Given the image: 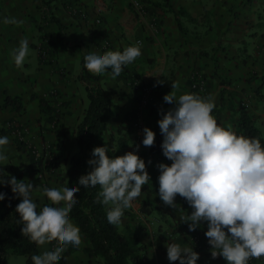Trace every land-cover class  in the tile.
I'll return each instance as SVG.
<instances>
[{
    "label": "crops",
    "instance_id": "0c3cea01",
    "mask_svg": "<svg viewBox=\"0 0 264 264\" xmlns=\"http://www.w3.org/2000/svg\"><path fill=\"white\" fill-rule=\"evenodd\" d=\"M40 1L50 2L55 17L65 26L67 40L71 43L83 42L89 54L102 55L109 50L123 51L128 46L139 45L141 55L131 64L123 66L119 76L113 79L110 69L100 75L112 101L108 131L117 134L120 125H131L132 121L127 115L136 111L141 113L146 127L154 131L155 141H163L158 121L162 118L161 109L167 112L174 107L163 99L165 94L172 91L174 83L178 85V89H173L177 96L183 93L201 97L212 95L215 108L219 109L212 115L221 126L233 130L227 107L220 105L222 92H231L233 101L241 107L240 113L251 116L264 137V0H139L146 9L144 16L135 11L133 2L136 0ZM72 4L86 9V18L73 14L69 10ZM6 17H15L23 23L5 24L3 21ZM97 17L101 18V23L95 22ZM41 25L51 35V48L56 50L53 62L49 64L40 61V46L48 43L42 37ZM58 32L59 24L46 22L44 9L38 7L35 0H0V127L7 131L4 127L6 121L17 114L18 119L29 122L33 131L43 132L42 138L53 144L58 142L60 124L65 123L74 129L88 104L86 83L81 78V50L74 47L68 51L60 46ZM23 38L29 41V54L23 66L17 68L12 51ZM197 69L207 77L206 94H199L191 88V76ZM129 75L135 76L142 84L153 86L155 98L150 105L140 104ZM51 91H55L56 95H51ZM8 96L19 97L22 109L17 111L12 105H7ZM42 98L49 100L59 114L56 126L52 124L53 129H48L49 115L41 110ZM5 136L9 143L5 145L7 151L3 153L22 155L28 161L24 179L35 187L38 176L31 169L27 154L18 150L9 131L0 134V137ZM129 140L124 153L135 151L134 134ZM77 150L76 141L70 139L59 152V161L66 164V169L69 157ZM149 161L146 168L150 176L147 183L149 189L141 191L134 200L135 204L132 202L133 206L125 209V214L136 211L138 216H145L142 239L149 243L151 264H180L179 260L170 261L167 257L166 245L174 240L181 247H191L199 253L197 264H227L222 256L213 259L210 248L196 250L189 228L172 237L165 235L164 232L172 234L171 224L180 223V215L187 212L184 199L179 195L175 202L178 208H182L181 211L166 206L158 195L160 172L157 164L170 165L172 161L163 153L156 154ZM52 183L55 187L56 179H52ZM64 186H67L66 181ZM37 193L34 201L37 209L40 210L45 204L50 205L46 196ZM147 201L152 202L154 208L151 215L140 213L143 203ZM59 206H63V203ZM189 210L192 211L191 207ZM80 236V246L85 245V236L81 231ZM39 247L40 254L50 251V242ZM80 255L84 260H93L83 250ZM68 259L71 264L70 255ZM258 264H264V257L258 259Z\"/></svg>",
    "mask_w": 264,
    "mask_h": 264
},
{
    "label": "clouds",
    "instance_id": "9594fccd",
    "mask_svg": "<svg viewBox=\"0 0 264 264\" xmlns=\"http://www.w3.org/2000/svg\"><path fill=\"white\" fill-rule=\"evenodd\" d=\"M5 24H19L15 17L4 18ZM29 54V41L23 38L12 51L17 68H21ZM141 55L139 45L128 46L123 51H106L84 57L85 68L94 75L111 70L113 79L119 76L123 66L131 64ZM162 83V81H158ZM178 85L172 83V91L163 99L174 107L164 112L158 121L163 141V155L172 163H158V195L166 206L177 211L175 202L179 195L192 211L181 214L180 223H187L195 231L207 223L205 236L210 244L213 259L222 256L227 264H248L250 259L264 257V146L256 137L237 135L231 127L221 126L212 115L216 107L214 97H201L183 93L177 96ZM142 144L151 147L155 133L143 129ZM9 143L0 137V147ZM139 148V145H136ZM7 157L0 153V160ZM150 163V161H149ZM91 165L78 184L85 189L100 186L97 202L109 206L106 216L112 225L122 222L125 209L141 194L142 187L150 181L145 161L135 151L111 158L104 146L92 151ZM11 185V191L22 197L16 206L21 223V233L43 246L56 241L52 251H44L31 257L33 264H57L68 245L80 247V229L69 219V213L77 204L76 193L80 187L48 188L41 194L51 202L40 210L32 200V183L11 176L0 181ZM5 194L0 192V201ZM63 203V206H59ZM167 257L180 264H197L199 253L191 247L168 243Z\"/></svg>",
    "mask_w": 264,
    "mask_h": 264
},
{
    "label": "trees",
    "instance_id": "16d2710c",
    "mask_svg": "<svg viewBox=\"0 0 264 264\" xmlns=\"http://www.w3.org/2000/svg\"><path fill=\"white\" fill-rule=\"evenodd\" d=\"M38 7L44 9L46 22H57L59 24L58 43L66 50L70 51L74 47H79L82 54V80L86 83L89 104L85 108L83 115L76 127L72 129L65 123L60 124V134L57 137V144L52 145L58 152L64 149L65 143L74 139L78 145V150L73 153L68 159V166L66 169V175L64 179L68 187H80V191L76 193L77 204L73 206L69 213V218L73 220L79 227L80 231L85 236L86 245L83 248V252L86 253L93 260H99L102 264H151V260L148 257L149 243L142 239L143 223L138 222L135 225L127 224L126 230L122 231L118 225H112L107 221V210L109 206H105L100 202H97V194L101 190L100 186L89 187L85 189L82 185L78 184L79 177L86 175L91 165L88 161L92 159V151L97 146H104L107 154L114 158L115 156L123 155V150L129 144V137L134 134L135 143V127L138 113L136 111L129 112L127 118L132 121L131 125L122 124L118 127L116 136L111 135L108 137V124L109 113L112 105L111 98L106 93L103 83L101 82L100 75H94L89 72L84 66V57L89 54L85 51V44L83 42L71 43L65 36V26L54 15L50 2H41L35 0ZM40 30L43 31L42 37L48 43H44L40 46L39 56L41 63L49 64L53 62V55L56 50L51 48L52 40L51 35L46 32L45 26L41 25ZM43 51L46 53L44 54ZM198 70V69H197ZM196 71V70H195ZM125 76V75H124ZM132 79L131 86L136 87L134 84L135 76H128ZM191 80V86H192ZM137 88H135L136 90ZM195 91L194 89H192ZM208 92V86L205 92H198L199 94H206ZM136 96L139 99L138 91L136 90ZM6 104L12 105L14 110L19 111L22 109L23 104L19 97L8 96L6 98ZM220 105L227 107L229 115L231 117V124L233 131L237 135H244L247 137H256L261 140L262 146H264V137L256 125L254 119L248 114H241V107L235 104L233 101L232 93L223 91L220 98ZM41 110L49 115V121L59 119V114L56 108H54L50 101L42 98L40 99ZM219 112L218 108L213 109V113ZM7 131L0 127V134ZM18 150L25 151L30 162V167L41 177L45 174L46 170H49L51 166L44 164V160L38 158L34 149L28 150L26 142L20 139H15ZM162 141H155L151 147H146L143 155L148 159H152L156 154L163 153L161 148ZM57 156L54 159V166L59 167L57 163ZM11 176H15L17 180H22L21 177L14 174L10 167H6L0 164V181L8 180ZM148 185L142 187L143 190H148ZM0 192L5 194V199L0 201V264H9L8 255L18 254L26 257L25 264H33L31 257L33 255H40V247L31 242L26 236L21 233L23 225L18 223L20 216L16 212V206L22 200V197L14 194L11 191V185L8 183H0ZM189 205L184 199V208L190 213ZM152 202H144L140 213L144 215H151L153 213ZM131 223L135 222V216H131ZM138 221V220H137ZM173 223V222H171ZM173 227L172 234L169 235L166 232L167 237L177 235L178 232L186 230L188 228L187 223L171 224ZM200 230H207V223L204 222L200 227H197L195 231H192L191 241L196 250L202 249V245L208 242L206 236H204L201 242L195 243L192 240V236L198 234ZM181 240H178L179 242ZM55 241L50 242V249ZM172 243H176L175 240ZM74 251V247L67 248L62 254L61 259L57 264H70L69 255ZM164 264V263H162ZM250 264H258V259H252Z\"/></svg>",
    "mask_w": 264,
    "mask_h": 264
},
{
    "label": "rangeland",
    "instance_id": "374dc122",
    "mask_svg": "<svg viewBox=\"0 0 264 264\" xmlns=\"http://www.w3.org/2000/svg\"><path fill=\"white\" fill-rule=\"evenodd\" d=\"M51 95H56L55 91H51L50 92ZM88 104H89V99H88ZM87 104V106H88ZM17 114H15L14 116H12L11 118H9V120H7L6 124L4 125V127L7 129V131H9L12 135V137L14 139H18V137H16L13 133V128L9 127V124L12 123H17L19 124V126L25 127L28 130L27 135L25 136V140L24 142H26V147L28 150L34 149L36 151V154L38 155V158H42L44 160V164H46L47 166H51V168L49 170L45 171L44 175H41V177L38 176V178L36 179L37 185L34 187L35 190H32L31 196H32V200L33 202L35 201V198L38 196L40 192L41 194V190L44 187H48V188H61L64 187V176L66 175V164L64 165V163H60V157L57 158V163L59 164V167H55L54 166V159L59 156V152L55 147H52V145H54L53 143L49 142L48 140H46L45 138H42V133L39 130H35L33 131V129L31 128V124L25 120H20L17 117ZM55 122H50V127L51 129H53L52 124H57L56 120H54ZM39 127V125H38ZM3 128V127H2ZM108 137H110L111 135H115L116 134L109 130L106 134ZM19 140V139H18ZM57 144V143H56ZM146 149V147L143 149L142 154L140 156V158H142L145 161L146 164V168L148 166V162L149 160L143 155L144 150ZM7 151V149L5 148V146H3L2 148H0V153H2L3 155H5L7 157V159L2 160V165L6 166V167H10L11 171L13 173H15L16 175H18L19 177L22 178V180H24V182L26 183L27 181H25V175H24V171L26 170V168L28 167L26 161L24 160V158L22 157V155L19 157L17 155H15V153H11L10 151V155H6L3 152ZM22 151V150H21ZM23 153H26L25 151H22ZM17 154V153H16ZM21 154V152H20ZM27 154V153H26ZM125 154V153H124ZM28 162V161H27ZM52 179H56L57 181V185H53L52 183ZM64 180V181H63ZM136 201H133V203L135 204ZM46 205V204H45ZM39 211V209H37ZM131 216H135L136 221L132 222V225H135L137 222H143L145 221V216L139 214L136 211H129V213L126 215L125 214V210H124V215L122 217V222L118 225L119 228L122 231L126 230V226L128 224V221L130 220ZM138 220V221H137ZM146 231V229H145ZM86 245V242H85ZM85 245H82L80 247H74L72 245H68L67 248L69 247H74V251L70 254V259H71V264H102L101 261L99 260H91V261H87L84 260L83 257H81L82 255H80L81 250H83V248L85 247ZM66 248V249H67ZM51 251V249H50ZM80 255V256H79ZM8 259H9V264H25L26 261V257L23 255H18V254H9L8 255Z\"/></svg>",
    "mask_w": 264,
    "mask_h": 264
},
{
    "label": "built area",
    "instance_id": "2783aa9c",
    "mask_svg": "<svg viewBox=\"0 0 264 264\" xmlns=\"http://www.w3.org/2000/svg\"><path fill=\"white\" fill-rule=\"evenodd\" d=\"M133 6H134L135 11L140 16L145 15L146 9L144 8V5L139 0L134 1ZM69 10L73 14L80 15L83 18H86V15L88 14V11L82 8L81 6H79V4L70 5ZM95 22L101 23V18L97 17L95 19ZM43 53L45 54L46 52L43 51ZM191 80L193 82L191 88L194 89L195 92H205L206 91L207 86H208V80L204 72H202L201 70L194 71L192 73ZM134 84L139 94L140 104L142 106L150 105L155 98V92H154L153 86L150 84H142L138 82L137 80L134 81ZM8 126L13 128V133L16 137H18V139H20L21 141H24L26 139L25 136L27 135L28 130L25 127L21 128L19 124L17 123H12V124H9ZM134 127H135V148L134 150L140 157L143 149L145 148V146L142 144V141L144 138L143 129L146 127V125L144 121L142 120L141 113L139 112H138L136 122H134ZM136 145H139L138 149L136 148ZM204 236H205L204 231L200 230L198 234H195L192 236V240L195 243L199 244ZM55 247H56V241L52 246V250H54ZM210 247L211 246L209 242H207L205 245H202V249H208ZM249 261H252V259H250Z\"/></svg>",
    "mask_w": 264,
    "mask_h": 264
}]
</instances>
